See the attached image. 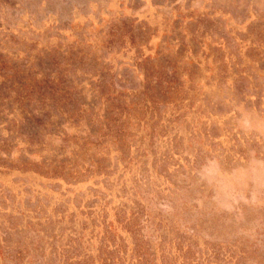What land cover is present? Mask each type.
<instances>
[{"label":"rangeland","instance_id":"374dc122","mask_svg":"<svg viewBox=\"0 0 264 264\" xmlns=\"http://www.w3.org/2000/svg\"><path fill=\"white\" fill-rule=\"evenodd\" d=\"M0 264H264V0H0Z\"/></svg>","mask_w":264,"mask_h":264}]
</instances>
